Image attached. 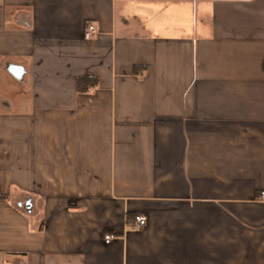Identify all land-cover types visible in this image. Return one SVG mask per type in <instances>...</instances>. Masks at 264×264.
Wrapping results in <instances>:
<instances>
[{
	"label": "crops",
	"instance_id": "crops-1",
	"mask_svg": "<svg viewBox=\"0 0 264 264\" xmlns=\"http://www.w3.org/2000/svg\"><path fill=\"white\" fill-rule=\"evenodd\" d=\"M0 69V264H264V0H0Z\"/></svg>",
	"mask_w": 264,
	"mask_h": 264
},
{
	"label": "built area",
	"instance_id": "built-area-1",
	"mask_svg": "<svg viewBox=\"0 0 264 264\" xmlns=\"http://www.w3.org/2000/svg\"><path fill=\"white\" fill-rule=\"evenodd\" d=\"M97 33V28L94 24L88 23L83 29V34L85 39H91ZM261 199H264V191L260 193ZM147 224V219L144 215H137L134 218V222L131 225L133 229H142L145 228ZM112 235H105V242H108L111 239Z\"/></svg>",
	"mask_w": 264,
	"mask_h": 264
},
{
	"label": "rangeland",
	"instance_id": "rangeland-1",
	"mask_svg": "<svg viewBox=\"0 0 264 264\" xmlns=\"http://www.w3.org/2000/svg\"><path fill=\"white\" fill-rule=\"evenodd\" d=\"M0 71H3L0 69ZM18 80H13L12 78L10 79L9 77L7 80L3 79L1 76L0 78V94L8 96L9 98L16 100L21 97L22 95L17 92L18 89ZM22 98V97H21Z\"/></svg>",
	"mask_w": 264,
	"mask_h": 264
},
{
	"label": "trees",
	"instance_id": "trees-1",
	"mask_svg": "<svg viewBox=\"0 0 264 264\" xmlns=\"http://www.w3.org/2000/svg\"><path fill=\"white\" fill-rule=\"evenodd\" d=\"M97 85V79L94 76L83 75L77 78L76 86L78 92H86L89 88Z\"/></svg>",
	"mask_w": 264,
	"mask_h": 264
},
{
	"label": "water",
	"instance_id": "water-1",
	"mask_svg": "<svg viewBox=\"0 0 264 264\" xmlns=\"http://www.w3.org/2000/svg\"><path fill=\"white\" fill-rule=\"evenodd\" d=\"M11 71H12L13 75L18 76V77L21 76L23 73L22 69H20V68L18 69L16 67L11 69ZM29 204H30V200L28 199L27 201H25V205L29 206Z\"/></svg>",
	"mask_w": 264,
	"mask_h": 264
}]
</instances>
